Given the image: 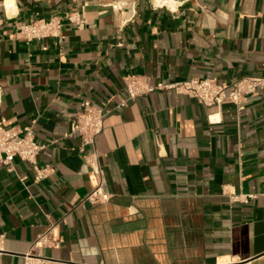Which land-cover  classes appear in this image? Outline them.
Masks as SVG:
<instances>
[{"label": "crops", "instance_id": "1", "mask_svg": "<svg viewBox=\"0 0 264 264\" xmlns=\"http://www.w3.org/2000/svg\"><path fill=\"white\" fill-rule=\"evenodd\" d=\"M12 2L0 0V121L32 127L51 172L0 164V264H264V96L240 110L156 90L115 109L132 73L154 85L264 74V0ZM51 17H63L60 38L17 34ZM88 103L111 110L96 143L110 197L98 203L70 134ZM51 222L61 244L32 249Z\"/></svg>", "mask_w": 264, "mask_h": 264}, {"label": "built area", "instance_id": "2", "mask_svg": "<svg viewBox=\"0 0 264 264\" xmlns=\"http://www.w3.org/2000/svg\"><path fill=\"white\" fill-rule=\"evenodd\" d=\"M171 1L164 0L159 5L167 6ZM64 18L74 23L82 22L77 11L67 13ZM62 29L63 17L39 18L21 24L17 34L26 41L47 37L60 38ZM125 88L128 92V98L115 106L117 110L128 107L138 97L156 90L190 95L209 108H219L225 103H233L242 110L250 96L258 94L264 96V74L245 75L229 83L219 81L216 77H210L191 78L154 85L147 76L132 73L125 80ZM110 112L111 110H105L100 105L88 103L85 104L83 110L77 113L71 123L70 134H78L83 140L81 150L85 152V163L94 186L86 197V200L91 203L106 201L110 197L96 146L97 139L104 129L106 117ZM212 118L215 119L209 115L210 121L213 120ZM45 147V144L36 141L32 127L7 126L3 121H0V164L12 169L14 159L19 157L32 164L36 170V180H41L51 172L49 166L41 167L38 163V156ZM249 197H253V194L245 196L243 199L247 200ZM1 237L2 235H0ZM61 242L62 237L58 233V222H51L34 241L32 249L58 247Z\"/></svg>", "mask_w": 264, "mask_h": 264}, {"label": "bare ground", "instance_id": "3", "mask_svg": "<svg viewBox=\"0 0 264 264\" xmlns=\"http://www.w3.org/2000/svg\"><path fill=\"white\" fill-rule=\"evenodd\" d=\"M163 1H164V0H156V2H157L158 4H161ZM6 4H7L8 9H11L12 6L14 5L13 2H12V0H6Z\"/></svg>", "mask_w": 264, "mask_h": 264}]
</instances>
